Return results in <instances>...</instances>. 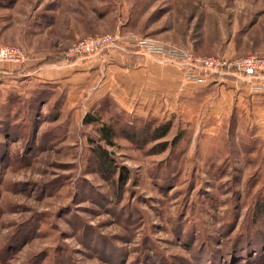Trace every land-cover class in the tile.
Segmentation results:
<instances>
[{"label":"rangeland","instance_id":"obj_1","mask_svg":"<svg viewBox=\"0 0 264 264\" xmlns=\"http://www.w3.org/2000/svg\"><path fill=\"white\" fill-rule=\"evenodd\" d=\"M110 33L264 56V0H0V44L26 55L0 64V264H264V91L243 77L174 84L153 65L180 66L128 48L63 55ZM45 53L58 83L29 68ZM103 124L112 145L98 141Z\"/></svg>","mask_w":264,"mask_h":264},{"label":"built area","instance_id":"obj_2","mask_svg":"<svg viewBox=\"0 0 264 264\" xmlns=\"http://www.w3.org/2000/svg\"><path fill=\"white\" fill-rule=\"evenodd\" d=\"M123 42L126 46H123ZM106 48L119 51L128 48L176 64L182 69V79L185 83L198 84L212 77L216 79L217 76L222 80L227 77H243L252 92L264 91V56L260 55H247L235 59L196 55L157 41L136 37L124 40L120 35L111 33L78 39L67 47L63 55L66 58L88 56ZM25 60L26 55L22 47L0 44V64L22 65Z\"/></svg>","mask_w":264,"mask_h":264},{"label":"trees","instance_id":"obj_3","mask_svg":"<svg viewBox=\"0 0 264 264\" xmlns=\"http://www.w3.org/2000/svg\"><path fill=\"white\" fill-rule=\"evenodd\" d=\"M76 57H72L70 58V60L75 59ZM53 60L50 58L45 59L44 61L40 62L39 64L35 65L34 67H29L30 69H37L40 66H43L45 64H52ZM97 119L91 117L90 115H86L85 118L83 119V123L84 124H90L93 121H96ZM169 130V125L168 124H162L161 126L156 127L155 129L152 130L151 133H148V129L143 130L142 134L147 135L149 134V137L144 141V142H153L156 141L158 139L163 138L167 132ZM99 138L98 141L99 142H103L106 145H112L113 144V139L116 136V131L114 129L113 126H111L110 124H103L101 125V127L99 128ZM126 135V133H123ZM145 144V143H144ZM160 151L162 152L165 150V142L160 144ZM96 153V164L98 167V171L100 173H102V175L104 177H108L111 176L115 173L116 171V165L113 161V158L111 156V154H109L103 147L98 146L97 147V151ZM122 176V174H119V176ZM121 179V178H120ZM121 185L124 184V182L126 181V179L124 177H122L121 179Z\"/></svg>","mask_w":264,"mask_h":264},{"label":"crops","instance_id":"obj_4","mask_svg":"<svg viewBox=\"0 0 264 264\" xmlns=\"http://www.w3.org/2000/svg\"><path fill=\"white\" fill-rule=\"evenodd\" d=\"M52 39L50 37H48V39L45 41V43L49 46V42L51 41ZM45 50V49H44ZM111 56H114L116 59L115 60H118L120 62H123L124 58H125V55H115L113 52H110L109 53ZM137 54H130V57L128 58H131V61L133 60H138V56H136ZM52 54L51 53H45V56L42 57V55H39V54H35V55H31L30 58H29V61L30 63H28V65L30 67H34L35 65L39 64L40 62L44 61L45 59L47 58H50L52 60H54L53 57H51ZM57 60V59H56ZM97 62V61H96ZM96 62L92 65L94 66L96 64ZM90 62L89 61H86L83 65H81L80 67H78V69H80V73L77 74V75H81V76H84V74H87V72H85L87 69H85V67H88L87 65L89 64ZM92 64V63H90ZM53 65V64H52ZM112 65V64H111ZM150 66L148 65V62L147 64L145 63V66ZM13 68H18V67H22L20 65H12ZM122 67V69L124 70H128L127 68H125L123 66V64L121 63L120 65ZM144 66V67H145ZM46 68V67H52L50 64H45L43 66H40L38 67L37 69H35L33 72H36L38 71V73H35V77H38V79H40L42 82L44 83H58L60 81V77L62 76L63 74V71H57V70H50V69H45V70H42L43 68ZM113 67H118L116 65L113 64ZM142 66H140L139 68H141ZM154 68H157L159 71H162L164 73V75L168 78L169 81H172L174 84H178V82L181 80V76H182V70H180L178 67H175V66H172V65H161V64H158L156 63L155 65H153ZM118 69V68H117ZM122 69H120L121 71H123ZM138 69V68H137ZM147 71H150V70H147ZM125 71H123L124 73ZM118 76V75H117ZM62 78V77H61ZM161 84V83H160ZM179 85V84H178ZM127 87V85L124 84V87L123 89H125ZM173 87V86H172ZM122 88V87H121ZM120 88V89H121ZM156 88H162L159 84H156L155 86V89ZM177 88V87H176ZM124 91V90H123Z\"/></svg>","mask_w":264,"mask_h":264}]
</instances>
